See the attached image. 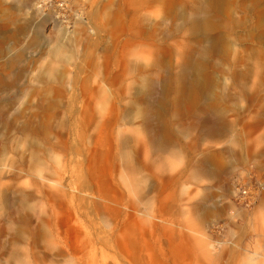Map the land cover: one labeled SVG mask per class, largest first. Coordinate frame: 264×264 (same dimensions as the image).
<instances>
[{"label":"rangeland","instance_id":"1","mask_svg":"<svg viewBox=\"0 0 264 264\" xmlns=\"http://www.w3.org/2000/svg\"><path fill=\"white\" fill-rule=\"evenodd\" d=\"M202 1L0 0V264H264V196L231 199L264 178L254 23L214 33L227 51L205 53L211 84L192 103L139 112L207 47L183 22Z\"/></svg>","mask_w":264,"mask_h":264},{"label":"bare ground","instance_id":"2","mask_svg":"<svg viewBox=\"0 0 264 264\" xmlns=\"http://www.w3.org/2000/svg\"><path fill=\"white\" fill-rule=\"evenodd\" d=\"M233 0H203L201 5L197 7V9L190 12L191 16H189L190 19L183 18L186 20L187 24V30L189 34H192L195 36L197 43H208L207 47L202 49V52L200 56L198 57V61L191 65L190 61H188L190 58H187V56H184L183 66H181L179 75L177 77L173 74V78L171 79L168 77V79H163L164 84H169V86H166L162 88L163 92L161 94H157L156 98L153 100H150L149 103L145 105L143 109H141L139 112L140 115L143 114L145 116L144 120L145 123L148 122L149 119H155L157 121L162 120L163 114L166 113L168 106L175 105L176 108H182V105L184 106L186 103H192L193 99L195 98L193 95V91L191 89L195 90L194 93L199 96L200 94H203L204 91H206L209 83L211 84V79L204 74L202 69L204 68L205 61V53H218V54H225L226 47L224 38L221 36L215 35L219 34V30L222 28H225L226 20L229 19L232 22V26L235 27H241L242 29H247L249 23L250 25L254 23V25L251 26V29L247 30L246 34H248L246 39L249 38H256V43L260 44L262 49H264V0H241L238 1V4L240 3L241 10H242V18L235 19L233 17V12L230 11V2ZM165 6V5H164ZM178 13L175 10L171 11L170 16L168 19H175L178 18ZM199 15H202L199 17ZM249 25V26H250ZM240 31V30H239ZM167 34V33H166ZM233 34V33H232ZM252 47V46H251ZM248 48L246 51V55H252L256 52L257 48ZM57 56L59 54L62 55V52L57 50L56 52ZM183 58V57H182ZM58 57L56 58V60ZM164 62V58L162 60ZM188 63V64H187ZM239 63V62H238ZM242 64L247 67V62L241 61ZM162 62L157 64L158 68L162 67ZM207 65V64H206ZM167 66H170L167 64ZM49 71V70H48ZM54 71V70H53ZM191 75L192 80L188 79V75ZM53 75V74H52ZM51 75V76H52ZM149 80V79H148ZM146 80H143V82ZM161 81V79H160ZM147 85L145 86V89L142 88L141 91L138 93L137 97L143 98L144 96L147 99H151L152 94H154L155 91V84L146 81ZM176 85L174 95V102L173 103H167V99L165 96H167V93L169 91V87ZM169 88V89H168ZM144 89V90H143ZM166 92V95L164 94ZM205 98V97H204ZM200 108V107H199ZM130 112V111H129ZM137 113V112H136ZM148 117V119H147ZM150 117V118H149ZM160 122H158V129H160ZM164 129V127H163ZM213 131H216L215 128H213ZM208 132H211L210 129H208ZM159 134L161 132L159 131ZM162 136V135H160ZM160 138V137H159ZM155 143V142H154ZM157 147H159L160 142L157 141L155 143ZM113 232V231H112ZM146 232H139V235L141 238L145 237ZM133 233L131 230L126 229L124 233H122L120 236H117L115 241L119 244H124L126 241V238L133 239ZM139 236V237H140ZM142 241V239H141ZM128 249V248H126ZM106 254V253H105ZM128 256L130 257V253H125L122 251L120 252V256ZM108 260V259H107Z\"/></svg>","mask_w":264,"mask_h":264},{"label":"built area","instance_id":"3","mask_svg":"<svg viewBox=\"0 0 264 264\" xmlns=\"http://www.w3.org/2000/svg\"><path fill=\"white\" fill-rule=\"evenodd\" d=\"M262 196H264V178L250 176L245 183L234 187L231 199L234 204L251 209L261 201Z\"/></svg>","mask_w":264,"mask_h":264}]
</instances>
